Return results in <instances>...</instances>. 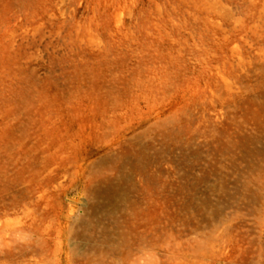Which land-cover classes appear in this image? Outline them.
<instances>
[{
  "label": "rangeland",
  "instance_id": "1",
  "mask_svg": "<svg viewBox=\"0 0 264 264\" xmlns=\"http://www.w3.org/2000/svg\"><path fill=\"white\" fill-rule=\"evenodd\" d=\"M0 264H264V0H0Z\"/></svg>",
  "mask_w": 264,
  "mask_h": 264
},
{
  "label": "bare ground",
  "instance_id": "2",
  "mask_svg": "<svg viewBox=\"0 0 264 264\" xmlns=\"http://www.w3.org/2000/svg\"><path fill=\"white\" fill-rule=\"evenodd\" d=\"M111 195V194H110ZM69 233H70V231H69Z\"/></svg>",
  "mask_w": 264,
  "mask_h": 264
}]
</instances>
